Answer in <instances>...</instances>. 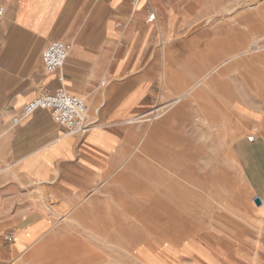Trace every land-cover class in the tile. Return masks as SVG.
<instances>
[{
  "label": "rangeland",
  "instance_id": "374dc122",
  "mask_svg": "<svg viewBox=\"0 0 264 264\" xmlns=\"http://www.w3.org/2000/svg\"><path fill=\"white\" fill-rule=\"evenodd\" d=\"M201 4L203 18L188 32L209 38L195 42L188 86L219 65L213 91L202 85L198 97L176 100L188 82L162 89L127 125L131 151L121 167L72 206L39 186L14 190L10 208L21 198L55 216L39 239L49 249L5 264H264V219L242 216L247 201L256 207L234 154L237 140L264 137V0ZM252 41L258 48L243 52Z\"/></svg>",
  "mask_w": 264,
  "mask_h": 264
},
{
  "label": "crops",
  "instance_id": "0c3cea01",
  "mask_svg": "<svg viewBox=\"0 0 264 264\" xmlns=\"http://www.w3.org/2000/svg\"><path fill=\"white\" fill-rule=\"evenodd\" d=\"M201 1L0 0V234L12 232L11 241L0 242V264L12 254L29 259L32 251L50 248L39 239L52 230L55 215L21 198L10 208L14 190L39 186L59 207L81 201L130 153L132 119L162 89L170 93L187 82L189 87L194 53L201 48L195 42L209 38L188 32L203 18ZM54 40L71 43V50L58 72L47 75L40 52ZM178 74L187 77L179 80ZM59 78L87 105L82 133H65L40 109L11 124L41 88H58ZM246 137L237 140L234 154L248 194L261 203L253 201V209L247 201L250 210L242 216L253 213L260 220L264 137L254 142Z\"/></svg>",
  "mask_w": 264,
  "mask_h": 264
},
{
  "label": "built area",
  "instance_id": "2783aa9c",
  "mask_svg": "<svg viewBox=\"0 0 264 264\" xmlns=\"http://www.w3.org/2000/svg\"><path fill=\"white\" fill-rule=\"evenodd\" d=\"M2 9H0V13ZM150 15L148 20H151ZM71 50V43L63 40H54L48 43L40 52V59L47 75L58 72L62 67L65 58ZM54 91H49L44 87L40 89L38 94L23 104L18 114L11 120L12 125H16L20 118L26 117L36 110H45L49 113L52 120L59 125L65 133L69 135H77L82 133L86 128L87 105L84 99L78 95L72 94L62 85ZM249 142H254L256 136L254 134L247 135ZM5 240H12V232L5 236Z\"/></svg>",
  "mask_w": 264,
  "mask_h": 264
},
{
  "label": "bare ground",
  "instance_id": "6f19581e",
  "mask_svg": "<svg viewBox=\"0 0 264 264\" xmlns=\"http://www.w3.org/2000/svg\"><path fill=\"white\" fill-rule=\"evenodd\" d=\"M239 5V4H238ZM229 9V8H228ZM227 9V10H228ZM262 31V30H261ZM264 41V40H263ZM244 47V46H243ZM258 47H257V43L256 42H254V41H252V42H250V44H248V47H247V49L245 50V51H243V52H248V51H251V50H255V49H257ZM200 53V52H199ZM193 54V53H192ZM239 54V53H238ZM260 55V54H259ZM261 56H263V55H261ZM264 58V57H263ZM187 59V58H186ZM192 59V58H191ZM259 59V58H258ZM188 60V59H187ZM188 62V61H187ZM197 63V62H196ZM188 64V63H187ZM218 68H219V65H216V66H214L212 69H210V71L209 72H207L206 74H204L199 80H198V82H196L195 84L193 83V85H191V86H189L181 95H179L177 98H176V100H179V99H182L183 97L185 98V97H189V98H195V97H198V94H199V92H203L202 90H200L199 92H197V91H195L196 90V88H198V87H201L202 85H204V87H206V88H211L212 89V86H211V84H212V82L214 83V81H212V82H210V80H209V76H211V73L212 72H216V74H215V76H214V78H217L219 75H220V72L218 73ZM182 70V69H181ZM180 70V71H181ZM176 71V70H175ZM170 74V73H169ZM196 74V73H195ZM58 75V74H57ZM187 77V76H186ZM208 78V79H207ZM213 77H212V79H214ZM211 79V80H212ZM204 80H206L205 82H204ZM216 80V79H215ZM221 81V80H220ZM203 83V84H202ZM222 84V83H221ZM217 86V85H216ZM222 87V86H221ZM215 88H217V87H215ZM214 88V89H215ZM222 89V88H221ZM220 89V90H221ZM211 91H213V89L211 90ZM218 93H219V91L218 90H216ZM214 93V92H213ZM205 94V93H204ZM212 94V93H211ZM221 94V93H220ZM214 101V100H213ZM174 102V101H173ZM198 102V101H197ZM215 106H217V108L219 109V108H221V107H218V105H215ZM224 108V107H223ZM211 110H214V111H216L217 109L214 107V108H211ZM224 111H225V108L223 109ZM233 110V109H232ZM223 111V115H224V112ZM222 112V111H221ZM233 112H235V110L233 111ZM217 113V112H216ZM236 113V112H235ZM219 115V114H218ZM133 120V119H132ZM222 123V122H221ZM223 125V124H222ZM223 127V126H222ZM259 131V130H258ZM170 138V137H169ZM172 138H173V136H172ZM172 140V139H171ZM170 141V140H169ZM176 143H177V141H176ZM148 145V144H147ZM139 146V145H138ZM138 148V147H137ZM142 148V147H141ZM144 148V147H143ZM161 150V149H160ZM147 159V158H146ZM121 167V166H120ZM125 172V171H124ZM181 176V175H180ZM182 178H183V176H182ZM185 178V177H184ZM186 179V178H185ZM184 179V180H185ZM114 180V179H113ZM116 180V179H115ZM120 180V179H119ZM118 179H117V181H119ZM182 181H183V179H181ZM181 181V182H182ZM111 182V181H110ZM113 182V181H112ZM184 182V181H183ZM116 183V182H115ZM186 193V192H185ZM187 200V199H186ZM185 200V201H186ZM219 203V202H218ZM219 206H221V205H219ZM48 207V206H47ZM259 207V211H261V212H264V199H263V201H262V205H260V206H258ZM65 216V215H64ZM260 220H262L261 218H259ZM72 220V219H71ZM106 220V219H105ZM259 220V221H260ZM102 222V221H101ZM104 222V221H103ZM108 222V221H107ZM261 222V221H260ZM70 224H71V222H69ZM106 224H108V223H106ZM79 225V224H78ZM111 225V224H110ZM69 226V225H68ZM108 226H109V224H108ZM91 237V236H90ZM133 255V254H132ZM134 257V256H133Z\"/></svg>",
  "mask_w": 264,
  "mask_h": 264
},
{
  "label": "water",
  "instance_id": "95a60500",
  "mask_svg": "<svg viewBox=\"0 0 264 264\" xmlns=\"http://www.w3.org/2000/svg\"><path fill=\"white\" fill-rule=\"evenodd\" d=\"M254 201H255V203H256L257 205H259V204L261 203L259 197H255V198H254Z\"/></svg>",
  "mask_w": 264,
  "mask_h": 264
}]
</instances>
